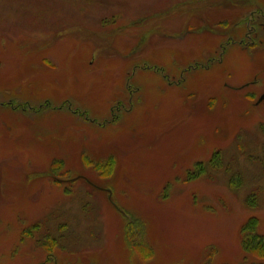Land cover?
<instances>
[{"label": "rangeland", "instance_id": "1", "mask_svg": "<svg viewBox=\"0 0 264 264\" xmlns=\"http://www.w3.org/2000/svg\"><path fill=\"white\" fill-rule=\"evenodd\" d=\"M261 11L0 0V264H264Z\"/></svg>", "mask_w": 264, "mask_h": 264}, {"label": "trees", "instance_id": "2", "mask_svg": "<svg viewBox=\"0 0 264 264\" xmlns=\"http://www.w3.org/2000/svg\"><path fill=\"white\" fill-rule=\"evenodd\" d=\"M242 246L247 254L264 260V235L258 232V221L251 220L242 229Z\"/></svg>", "mask_w": 264, "mask_h": 264}, {"label": "flooded vegetation", "instance_id": "3", "mask_svg": "<svg viewBox=\"0 0 264 264\" xmlns=\"http://www.w3.org/2000/svg\"><path fill=\"white\" fill-rule=\"evenodd\" d=\"M257 15H259L260 17H262V19H264V13L261 11L259 14L258 13H256ZM261 26H263L264 27V24H261ZM252 29H255V28H252ZM247 38L248 39H250L249 38V35L247 36ZM245 41V40H244ZM244 41H243V44H244ZM251 44H255V43H251Z\"/></svg>", "mask_w": 264, "mask_h": 264}, {"label": "water", "instance_id": "4", "mask_svg": "<svg viewBox=\"0 0 264 264\" xmlns=\"http://www.w3.org/2000/svg\"><path fill=\"white\" fill-rule=\"evenodd\" d=\"M262 101H264V97H262V99H261V101H260V102H262Z\"/></svg>", "mask_w": 264, "mask_h": 264}]
</instances>
